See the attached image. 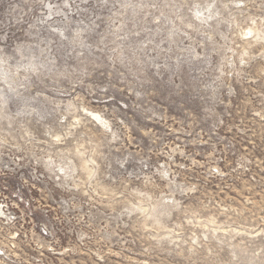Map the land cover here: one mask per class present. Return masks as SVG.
<instances>
[{
    "label": "rangeland",
    "instance_id": "1",
    "mask_svg": "<svg viewBox=\"0 0 264 264\" xmlns=\"http://www.w3.org/2000/svg\"><path fill=\"white\" fill-rule=\"evenodd\" d=\"M0 264H264V0H0Z\"/></svg>",
    "mask_w": 264,
    "mask_h": 264
}]
</instances>
